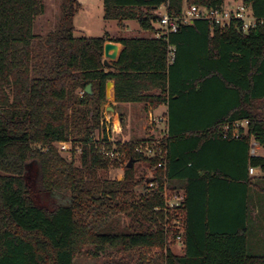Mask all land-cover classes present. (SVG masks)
Wrapping results in <instances>:
<instances>
[{
    "label": "trees",
    "instance_id": "trees-1",
    "mask_svg": "<svg viewBox=\"0 0 264 264\" xmlns=\"http://www.w3.org/2000/svg\"><path fill=\"white\" fill-rule=\"evenodd\" d=\"M103 1L106 19L136 20L154 33L113 39L124 45L114 68L104 64L107 37L76 36L78 0H62L57 27L45 35L36 32L45 0H0V264H77L105 255L101 264H264L250 239L251 206L264 215V187L255 201L249 175L250 166L259 168L254 178L264 183V155L250 152L252 136L264 147V24L244 33L196 19L160 38L159 16L148 10L166 5L179 15L187 4L226 0ZM243 1L264 17V0ZM109 80L118 103L167 105L166 169L150 176L128 167L131 159L148 167L158 161L136 153L131 141L121 146V161L95 152ZM243 119L247 134L242 128L240 137H224L225 124ZM66 141L80 143L78 164L75 149L70 160L59 153L55 144ZM122 163V178L107 177L110 165ZM149 178L156 187L138 192ZM218 183L225 192L214 191ZM165 186L186 195L183 254L172 249L159 225L165 214L155 210L165 205ZM217 196L238 207L228 221L212 220ZM154 248L161 251L151 255Z\"/></svg>",
    "mask_w": 264,
    "mask_h": 264
},
{
    "label": "built area",
    "instance_id": "built-area-1",
    "mask_svg": "<svg viewBox=\"0 0 264 264\" xmlns=\"http://www.w3.org/2000/svg\"><path fill=\"white\" fill-rule=\"evenodd\" d=\"M164 11L159 15L158 23L159 29L156 31V37H168L170 33L177 32L182 26L192 24L196 19L207 20L212 26H217L226 31L233 26L244 33H248L251 29L257 27L259 24H264V17L258 18L252 8L243 0H229L220 7H208L204 5L187 4L179 15L169 12L166 5L162 6ZM174 48H172V56L174 55ZM150 124L155 122L165 124L163 133L161 135H149L146 139L139 142L135 147V152L141 154L148 159H157L154 169L167 168L168 157V139L171 137L168 127V117L165 115L155 116L149 114ZM117 120V122H116ZM102 127L97 128L98 132L93 133V141L95 152L103 155L110 160L121 161L124 157V152L121 148L126 141L123 139L118 141L116 135L122 133V120L119 115L105 114L102 118ZM243 133H248L249 120H236L232 123L224 125V137H240ZM61 152L72 151L73 143L71 141L58 142L55 144ZM259 143L254 136L250 140V152L252 155L259 154ZM81 150L80 147L76 148ZM260 169L254 166L249 167V174L257 176ZM151 189L156 187L154 180L148 182ZM163 196L165 205L163 207H156V211H163L167 214L168 219L173 215L171 222L166 223L165 231L172 230V236L182 249L186 247L185 238V210L184 200L185 192L179 191L171 193L168 187L163 189Z\"/></svg>",
    "mask_w": 264,
    "mask_h": 264
},
{
    "label": "rangeland",
    "instance_id": "rangeland-1",
    "mask_svg": "<svg viewBox=\"0 0 264 264\" xmlns=\"http://www.w3.org/2000/svg\"><path fill=\"white\" fill-rule=\"evenodd\" d=\"M46 1V12L44 15L40 16L37 19L36 23V32L38 34L45 35L50 31L56 29L59 19L62 15L61 5L62 0H45ZM82 4V8L79 12L75 15L73 19V23L76 27V36H90V37H107L108 39H116V38H133V37H151L154 35L152 30H144L141 28L140 24L136 20H131L128 24H119L117 20L114 19H106L104 17V1L103 0H78ZM229 1V0H227ZM231 1V0H230ZM164 11L163 7L161 6L155 12L147 11V13L151 16L153 15H160ZM156 30L159 29V23L155 25ZM105 59V56H104ZM77 94L79 96L83 95V90L78 89ZM113 97H107V100L102 103L101 110L102 115L110 114V108L113 106L112 104ZM140 104V103H138ZM144 104V103H143ZM117 109H121L123 112V122H122V133L116 135V139L118 141L125 140L126 143L131 141L135 147L139 144L140 141L146 139L149 135H161L163 133V128L165 124L161 123H153L150 124L149 114L145 119L133 121L132 116L128 113L127 107L119 106ZM118 115V114H117ZM162 114H158L161 116ZM141 116V115H140ZM117 122V120H116ZM97 131V128L94 130L93 133ZM98 132H96L97 134ZM138 143V144H137ZM36 145V144H34ZM260 145V144H259ZM72 151H65L59 152L62 156L68 158L69 160L72 157V152L74 149L76 150L77 147H80V143L76 142L72 145ZM76 146V147H75ZM79 151H75L74 161L76 164L79 163ZM135 169L138 171V174H153L154 167H148L145 161H138L134 163ZM107 177L110 179H117L122 178L124 176V169L123 163L118 164L117 166L110 165L108 170H106ZM167 185V184H166ZM264 187V183L261 184ZM149 188L148 185H139L137 188L138 192H145L146 188ZM168 187V186H167ZM168 191L171 193H175L174 191L168 187ZM165 217L160 222V227L166 228V223L171 222L172 216L168 219L167 214L164 212ZM123 225H127L129 222V218L127 216H123ZM251 250L256 254L264 255V244L259 242V237L264 239V215H260L257 223L251 225ZM168 241L172 246L174 252L178 254H182V248L179 244L175 241L174 237L172 236V230L167 232ZM261 239V238H260ZM161 250L159 248H154L151 251V255H154ZM105 258H108V255L102 256L100 258H94L90 256H82L76 260L77 264H101Z\"/></svg>",
    "mask_w": 264,
    "mask_h": 264
},
{
    "label": "crops",
    "instance_id": "crops-1",
    "mask_svg": "<svg viewBox=\"0 0 264 264\" xmlns=\"http://www.w3.org/2000/svg\"><path fill=\"white\" fill-rule=\"evenodd\" d=\"M131 20H124L123 21V25L128 24V22ZM149 37V36H148ZM120 38V37H119ZM116 38V39H119ZM108 41H113V42H117L119 45V53H118V58L124 48V45L121 42L115 41L113 39H108ZM112 104L113 106L109 107L110 108V113L112 115H119V117L121 118L122 122L124 119L123 116V112L121 109H117V107L124 106L127 107V111L128 113L132 116L133 121H137V120H142L145 119L147 117L148 114H153L155 116H158V114H162L165 115L166 117H168V107L166 104H161L158 107H154L151 105H145L143 104V102H116L115 101V86L112 90ZM140 103V104H138ZM141 115V116H140ZM259 154L264 155V147H262L261 145L259 146ZM260 173V171H259ZM258 173V175H259ZM250 175V174H249ZM251 184H250V188H251V195L257 199L258 194L262 193L261 191V183L257 182V180H255L254 176H251ZM226 183H218V186L214 188V191H217L218 193H222L225 192L224 188L226 187ZM252 197V198H253ZM214 199H216L217 201V205L215 203H213V221H219V220H224V221H228V219H231V216L238 212V207H236V205H233V207L230 205L229 203V207H227V205H225L224 203H221V200L224 199L223 196H217V198L215 197ZM256 201V200H255ZM259 205V204H258ZM256 206L255 203L252 204L251 206V219H253V222H257L258 219H256V217L260 216L261 214V210L259 208V206ZM261 238V239H260ZM259 242L264 244V239L262 237H259ZM182 254L184 253L185 249H182Z\"/></svg>",
    "mask_w": 264,
    "mask_h": 264
},
{
    "label": "water",
    "instance_id": "water-1",
    "mask_svg": "<svg viewBox=\"0 0 264 264\" xmlns=\"http://www.w3.org/2000/svg\"><path fill=\"white\" fill-rule=\"evenodd\" d=\"M118 53H119V45L117 42L113 41H107L104 45V64L109 67V68H114L115 66L113 65V61H116L118 59ZM115 86V82L113 80H109L107 82V88H106V96L110 97L112 96V90ZM91 87L92 85L89 84L87 86V91L91 92ZM135 163L134 159H131L129 163L127 164L128 167H133ZM152 178H149L147 181H151Z\"/></svg>",
    "mask_w": 264,
    "mask_h": 264
},
{
    "label": "bare ground",
    "instance_id": "bare-ground-1",
    "mask_svg": "<svg viewBox=\"0 0 264 264\" xmlns=\"http://www.w3.org/2000/svg\"><path fill=\"white\" fill-rule=\"evenodd\" d=\"M111 97V96H110Z\"/></svg>",
    "mask_w": 264,
    "mask_h": 264
}]
</instances>
